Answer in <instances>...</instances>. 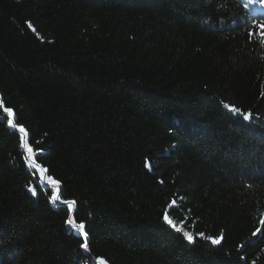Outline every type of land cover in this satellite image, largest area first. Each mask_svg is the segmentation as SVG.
Segmentation results:
<instances>
[{"label":"trees","instance_id":"obj_1","mask_svg":"<svg viewBox=\"0 0 264 264\" xmlns=\"http://www.w3.org/2000/svg\"><path fill=\"white\" fill-rule=\"evenodd\" d=\"M260 23L264 0H0L3 264H264Z\"/></svg>","mask_w":264,"mask_h":264},{"label":"snow or ice","instance_id":"obj_2","mask_svg":"<svg viewBox=\"0 0 264 264\" xmlns=\"http://www.w3.org/2000/svg\"><path fill=\"white\" fill-rule=\"evenodd\" d=\"M28 27L32 29L33 32H36L35 27H33V25L29 22L28 23ZM259 27V34L261 36H264V23H260L258 25ZM255 33L250 32L249 35H253ZM3 105V101L0 100V106ZM224 107L226 109H228L230 112L233 113H237V114H241V109L239 107H236L234 105H230V104H224ZM3 111L5 113H7V116H14L15 113L13 112V109L11 107H4ZM243 118L245 120H251L253 119V114L251 112H248L246 114H243ZM5 119H7V117H5ZM9 124H12L11 120H8ZM13 128L18 129V132L21 133L22 135L19 137L20 139V147L24 150L23 156H24V161L25 164L27 165V167L31 170H36L39 173L43 174L45 172H47V169L42 167V165L40 163L37 162V149L34 148L33 144L34 143H38V142H30L29 140V134L27 132V130L25 129V127L22 124H12ZM147 167L151 168L150 164L146 165ZM45 179H47L49 181V183L51 184H56L58 185L60 182L57 181H53L51 180V177H45ZM161 183H163V181H161ZM30 192H32L33 195L37 194V188L36 187H31L29 189ZM51 199L53 201H59L61 199V197L59 195H53L51 197ZM64 204L69 206V212L72 211V206L76 205V201L75 200H68L65 199L63 201ZM177 206V201L176 200H172L170 207H176ZM163 221L173 230L178 231L182 234L183 238L186 239L190 244H194L197 238V235L200 238H205V239H209L211 240V242L213 244L216 245H220L222 240L224 239V237L221 235L219 238H213V237H205L204 233H198V234H193L190 231L185 230L183 227H178L177 223H175L173 221V219L170 218L169 214L167 212L164 213L163 215ZM66 223L68 225H70L73 229L78 230V233H82L83 234V243L80 245V247L82 249H84V251L87 253L90 249V245H89V234L88 232L85 230L86 229V225L83 222H77L74 219H67ZM260 224L262 226H264V219H262L260 221ZM257 233H260V235L264 236V231H261V229H257L256 232L253 233V236H256ZM241 247H244V245H241ZM0 264H3V261L0 260ZM100 264H106V262L104 260H100Z\"/></svg>","mask_w":264,"mask_h":264},{"label":"water","instance_id":"obj_3","mask_svg":"<svg viewBox=\"0 0 264 264\" xmlns=\"http://www.w3.org/2000/svg\"><path fill=\"white\" fill-rule=\"evenodd\" d=\"M0 100H2L1 96H0ZM5 114H7V113H5ZM16 130L18 131V129H16ZM46 175H47V172L43 173V182H44V184L47 185L48 187H55V188H57L58 189V192H57L56 195H60V185L59 184L58 185L51 184V183L47 182L46 179H45ZM55 203H57L58 205H62V206L66 205V204H64L63 202H60V201H55ZM74 207H75V205L72 206V210L74 209ZM97 263L100 264V261H97Z\"/></svg>","mask_w":264,"mask_h":264},{"label":"rangeland","instance_id":"obj_4","mask_svg":"<svg viewBox=\"0 0 264 264\" xmlns=\"http://www.w3.org/2000/svg\"><path fill=\"white\" fill-rule=\"evenodd\" d=\"M178 227H181V226H178Z\"/></svg>","mask_w":264,"mask_h":264}]
</instances>
